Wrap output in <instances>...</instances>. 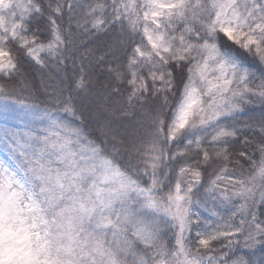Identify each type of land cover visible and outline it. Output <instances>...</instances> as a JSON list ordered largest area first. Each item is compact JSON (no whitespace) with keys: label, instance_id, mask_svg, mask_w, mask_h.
Masks as SVG:
<instances>
[{"label":"snow or ice","instance_id":"1","mask_svg":"<svg viewBox=\"0 0 264 264\" xmlns=\"http://www.w3.org/2000/svg\"><path fill=\"white\" fill-rule=\"evenodd\" d=\"M0 264H264V0H0Z\"/></svg>","mask_w":264,"mask_h":264}]
</instances>
